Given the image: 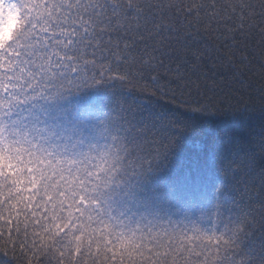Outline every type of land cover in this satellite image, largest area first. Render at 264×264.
<instances>
[{
  "label": "snow or ice",
  "instance_id": "obj_1",
  "mask_svg": "<svg viewBox=\"0 0 264 264\" xmlns=\"http://www.w3.org/2000/svg\"><path fill=\"white\" fill-rule=\"evenodd\" d=\"M0 264H264V0H0Z\"/></svg>",
  "mask_w": 264,
  "mask_h": 264
},
{
  "label": "trees",
  "instance_id": "obj_2",
  "mask_svg": "<svg viewBox=\"0 0 264 264\" xmlns=\"http://www.w3.org/2000/svg\"><path fill=\"white\" fill-rule=\"evenodd\" d=\"M257 87H259V81H256L254 78L253 90ZM189 147H192L193 149H195V148L199 147V144L198 143H192L189 145Z\"/></svg>",
  "mask_w": 264,
  "mask_h": 264
}]
</instances>
